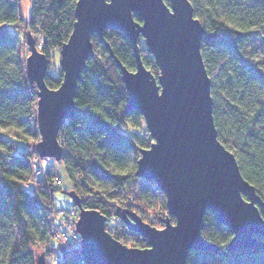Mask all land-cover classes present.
I'll use <instances>...</instances> for the list:
<instances>
[{
  "label": "trees",
  "instance_id": "1",
  "mask_svg": "<svg viewBox=\"0 0 264 264\" xmlns=\"http://www.w3.org/2000/svg\"><path fill=\"white\" fill-rule=\"evenodd\" d=\"M31 1L29 24L44 36L40 50L51 63L73 31L77 0ZM190 2L205 28L201 53L211 79L218 138L235 154L244 178L264 199V72L260 67L264 64V0ZM23 4L22 0H0V264H36L37 253L55 242L53 220L44 209L54 205V191L62 182L59 175L55 187L47 186L45 180H38L34 190L25 185L33 174L28 158L35 150L29 152L24 143L39 133L38 90L27 76L22 43L13 29L23 20ZM104 38L111 48L92 35L95 55L87 60L78 80L77 111L63 124L59 140L64 146L61 161L81 194L82 206L110 217L111 199L129 197L133 191L137 199L148 201L164 192L156 182L136 174L140 149L150 147L151 142L129 133V127L141 126L144 117L129 107L130 96L115 61L116 57L135 70L134 46L118 29H105ZM253 38L261 42L263 60L257 63L248 53ZM139 45L144 64L154 67L158 75L154 57L141 41ZM61 81V71L58 75L48 71L49 87L57 88ZM86 193L90 197H83ZM260 212L264 217V204ZM201 232L220 249L191 250L186 264H264L263 249H229L233 232L209 209ZM54 250L45 251L47 264H86L69 246H61L62 259L53 263L50 259L58 252Z\"/></svg>",
  "mask_w": 264,
  "mask_h": 264
},
{
  "label": "water",
  "instance_id": "2",
  "mask_svg": "<svg viewBox=\"0 0 264 264\" xmlns=\"http://www.w3.org/2000/svg\"><path fill=\"white\" fill-rule=\"evenodd\" d=\"M77 0L73 31L60 47L62 81L46 83L50 59L29 35L26 58L29 80L38 88L35 150L61 160L59 133L77 111L75 95L86 62L95 55L92 35L108 47L104 30L123 31L134 46L137 66L128 69L115 57L130 96L129 107L145 119L154 142L141 148L136 174L157 183L166 195L169 214L163 228L134 211L117 208L126 226L147 239L146 247H129L105 229L106 216L82 206L74 190L66 191L80 210L76 222L86 264H186L191 250L220 249L202 235L209 209L233 236L229 249L264 250L263 197L240 171L235 154L218 138L213 117L211 79L201 53L205 28L190 0ZM137 15L140 19L135 18ZM154 57L155 75L143 62L140 38ZM58 90V91H57ZM36 264H46L45 253Z\"/></svg>",
  "mask_w": 264,
  "mask_h": 264
},
{
  "label": "rangeland",
  "instance_id": "3",
  "mask_svg": "<svg viewBox=\"0 0 264 264\" xmlns=\"http://www.w3.org/2000/svg\"><path fill=\"white\" fill-rule=\"evenodd\" d=\"M24 2H25V4H23L24 5L22 7L23 9H21L22 13L24 14L23 20L20 23H18V26H13V29L19 33V38H20L21 43H22L21 47L23 50L22 51L23 52V58L26 60V58L31 53L30 46L27 43L29 35H31L35 39L36 43H39V44L44 42V36H42L38 30H35L30 26L29 19H30V14H31V5H30L31 1L30 0H26V1L24 0ZM140 41H141L143 46H146L145 38L141 37ZM260 46H261V42L257 38H253L250 42V45L248 46V53H249V55L251 54V57L253 58V61L255 63L263 60V57L261 55ZM60 58H61L60 52L57 50L54 57L52 58V62L50 63V66H49V72L53 75H58L61 71ZM260 67L264 72V64L260 65ZM149 69L152 72L155 71V68L152 66ZM158 71L160 72L159 69H158ZM159 72H158V74H159ZM160 74H161V72H160ZM37 90H38V88H37ZM37 100H38V96H37ZM37 100H36V104H35L36 123H37V117H36L37 116ZM36 126L38 127V125H36ZM134 128H137L136 130L140 134H144L147 137L146 139L149 140L151 143H152V140H153V142L155 141L154 138L151 137L152 136L151 132L149 130H147L148 128L146 126L145 119L142 120L141 126L129 127V130H133ZM40 139H41V135L39 133V136H37L36 138H34L33 140H31L30 142H28L26 144L24 143V148L26 150H28L29 152L34 151L35 150V144ZM14 146H15V148H17L18 143L14 144ZM146 148H148V147H146ZM33 154L36 155L38 153L34 152L30 155V157ZM140 155H141V153L139 152V156ZM36 158H38V156ZM30 160L32 161V158H30ZM39 160L43 161L44 164H47V165L48 164L49 165H52V164L55 165V172H59V175H61V178H62L60 189H57L54 191L53 203H54L55 209H57L59 211L71 209V211L77 212V214H78L77 217H79L80 210H79L78 206L76 204H74V199L70 195H68L66 193V191L74 190L76 192V194L81 199H82V197H81V194L79 195L78 191L73 187L72 181L67 174L64 163L61 160H56L55 158H52V157H41ZM37 182H38V180L36 181V184H37ZM132 192L133 191H131L130 194L128 195L129 197H127V196L125 197V195H120V196L110 200V203L113 204L111 207L113 210V213L115 211H117L118 207L130 210V211H134L141 216V218L144 222L149 223L150 225L155 226L157 228H163L165 226V223L162 221L163 218L170 217L171 222H173V223L175 222L174 217L169 214V208L167 206V202H166L167 200H166L165 194L160 195L157 199H151L148 201H143V200L141 201V200L137 199L136 195L133 194ZM91 196H92V194H91ZM83 197H90V196L88 193H86L85 195H83ZM128 202H131L132 205H129ZM118 216H116V214H114L111 216V219H109V221H108V224L110 225L112 230L116 233V235H114V236H116L117 239H119L121 242H123L124 244H126L129 247H132V246L146 247V246H148V242H146V240H145L146 238H144L143 236H141L137 233L139 235L138 236L135 231L129 229L126 226L123 219L122 218L119 219ZM53 225L54 224H52V227H53ZM124 226H125V228H124ZM52 239H54V237ZM48 246H51V244ZM52 248L55 249L54 251H58L59 246H55ZM43 251H44L43 253H45L46 247L43 248ZM40 253H42V252H38L37 254H40ZM45 257H46V264H47V256L45 255Z\"/></svg>",
  "mask_w": 264,
  "mask_h": 264
},
{
  "label": "built area",
  "instance_id": "4",
  "mask_svg": "<svg viewBox=\"0 0 264 264\" xmlns=\"http://www.w3.org/2000/svg\"><path fill=\"white\" fill-rule=\"evenodd\" d=\"M22 2H24V0H22ZM35 45L40 50V48H42L43 46V42L39 44L36 43L35 41ZM136 129L137 128H134L133 130H129V133H135L138 136L142 137L143 139L147 138L144 134H140ZM35 153H37V151H35ZM35 156L36 157L38 156V158H36ZM30 158H32V161L30 160ZM40 158L41 156L38 154L36 155L33 154L31 157L28 158L30 165L33 169V174L31 175L30 179L26 181L25 185L27 188L31 190H34L37 180H41V181L45 180L47 186L50 187L51 186L55 187L59 185L60 176H59V172H55V165L44 164L43 161L39 160ZM44 213L46 214V216H48V218H51L53 220V224H54L52 227V238L54 237L53 240L55 242H53L51 246H49V248L59 246L58 252L55 257L54 256L52 257L51 262L56 263L61 261L62 259L61 246L62 247L69 246V249L73 253L78 254L80 259L85 262L83 247H82L83 244L82 238L80 233L77 231V227H76V222L79 218L77 217L78 215L77 212H73L71 211V209L59 211L55 209L54 205H50L49 207H46L44 209ZM114 214H116V211L112 215ZM116 216L118 215L116 214ZM118 217L119 219L121 218L120 216ZM109 219H111V216L110 217L106 216V220L104 221L105 229L114 236L116 235V233L112 230V228L108 224Z\"/></svg>",
  "mask_w": 264,
  "mask_h": 264
},
{
  "label": "bare ground",
  "instance_id": "5",
  "mask_svg": "<svg viewBox=\"0 0 264 264\" xmlns=\"http://www.w3.org/2000/svg\"><path fill=\"white\" fill-rule=\"evenodd\" d=\"M123 236H124V235H123ZM48 249H50V248H48ZM48 249H47V250H48Z\"/></svg>",
  "mask_w": 264,
  "mask_h": 264
},
{
  "label": "snow or ice",
  "instance_id": "6",
  "mask_svg": "<svg viewBox=\"0 0 264 264\" xmlns=\"http://www.w3.org/2000/svg\"><path fill=\"white\" fill-rule=\"evenodd\" d=\"M58 91V90H57Z\"/></svg>",
  "mask_w": 264,
  "mask_h": 264
}]
</instances>
